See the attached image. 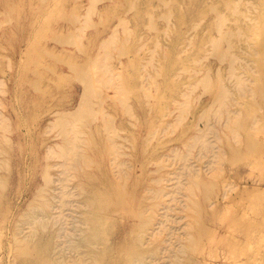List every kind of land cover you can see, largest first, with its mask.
Returning a JSON list of instances; mask_svg holds the SVG:
<instances>
[{"label":"rangeland","instance_id":"1","mask_svg":"<svg viewBox=\"0 0 264 264\" xmlns=\"http://www.w3.org/2000/svg\"><path fill=\"white\" fill-rule=\"evenodd\" d=\"M0 200V264H264V0H0Z\"/></svg>","mask_w":264,"mask_h":264},{"label":"bare ground","instance_id":"2","mask_svg":"<svg viewBox=\"0 0 264 264\" xmlns=\"http://www.w3.org/2000/svg\"><path fill=\"white\" fill-rule=\"evenodd\" d=\"M215 13V12H214ZM169 17V16H168ZM221 17V16H220ZM91 19V18H90ZM221 19H223V18H221ZM217 21H218V19H217ZM87 22V21H86ZM89 22V21H88ZM90 23V22H89ZM151 25V24H150ZM216 27V26H215ZM231 34V33H230ZM226 37V36H225ZM216 43V42H215ZM219 43V42H218ZM219 45V44H218ZM217 47V46H216ZM225 56V55H224ZM223 56V57H224ZM227 56V55H226ZM232 68V67H231ZM206 78V77H205ZM204 81V80H203ZM206 83V82H205ZM90 84V83H89ZM227 95V94H226ZM225 95V96H226ZM227 101V100H226ZM85 103V102H84ZM221 104H223V102L221 103ZM87 107V106H86ZM87 109V108H86ZM86 109H85V111H86ZM92 110V109H91ZM90 111V110H89ZM88 111V112H89ZM84 112H82L81 114H83ZM79 114V113H78ZM77 114V115H78ZM81 114H80V116H81ZM87 113H85V115H86ZM69 115V114H68ZM75 115V114H74ZM84 115V116H85ZM65 116V115H64ZM71 116V115H70ZM80 116H78V117H74L75 118V121H79V124L81 123V121H83V119H79V120H76V118H80ZM83 116V115H82ZM88 116V115H87ZM83 118V117H82ZM62 120V119H61ZM61 120H60V122H61ZM72 121H74V120H72ZM74 121V122H75ZM77 123V122H76ZM76 123H74V124H76ZM68 124V123H67ZM72 124V123H71ZM87 124V123H86ZM81 125V124H80ZM66 126V125H65ZM73 126V125H72ZM81 126H83V124L81 125ZM71 127V126H70ZM74 127V126H73ZM77 127V126H76ZM70 129H72V127L70 128ZM75 129V128H74ZM78 129H79V127H78ZM77 130V129H76ZM72 131V130H71ZM69 132V131H68ZM73 132V131H72ZM71 132V133H72ZM67 133V132H66ZM77 134V136H79V134L78 133H76ZM75 134V135H76ZM74 135V134H73ZM73 135H71V136H73ZM81 135H83V134H81ZM64 136V135H63ZM67 136V135H66ZM71 138V137H70ZM72 141H73V143L75 142L76 144H77V142L76 141H74V138L73 139H71ZM75 140H78V139H76L75 138ZM72 141H71V143H72ZM79 141V140H78ZM109 141H111V140H109ZM80 144V143H79ZM82 144V143H81ZM110 144V143H109ZM71 145V144H70ZM74 145V144H73ZM108 145V144H107ZM112 145V144H111ZM67 146H68V144H67ZM107 147V146H106ZM73 148H74V146H73ZM70 149V148H69ZM79 148H75V150H78ZM72 150V149H71ZM70 150V151H71ZM80 150V149H79ZM78 150V151H79ZM110 151H112V150H110ZM109 152V151H108ZM71 154L73 153L76 157H78V153L76 152H70ZM112 153V152H111ZM223 153V152H222ZM63 154H65V153H63ZM61 156V155H60ZM75 156H71L72 158L74 157L75 158ZM225 156V155H224ZM79 157H81V159H83L84 160V162L85 163H87L89 160H88V158L83 154V153H80V155H79ZM79 157L78 158H76L77 160H79ZM63 158H64V156H63ZM65 160H66V158H65ZM68 160V159H67ZM71 161V160H70ZM82 162V161H81ZM72 163V162H71ZM77 164H79V163H77ZM85 165V164H84ZM68 166H72V164L71 165H68ZM66 168H67V166H65ZM71 168H74L73 166L71 167ZM80 168V167H79ZM76 170V169H75ZM66 171V170H65ZM64 181V180H63ZM59 189H61V188H59ZM63 192V191H62ZM61 193V192H60ZM65 195H69V193H66V192H64V194H63V196H65ZM1 201V200H0ZM95 225H96V222L95 223H93V229H92V237L90 236V239H89V243H90V245L91 244H93V243H95V241H93V239L94 238H96L97 237V229L95 230L94 228H96L95 227ZM37 232V231H36ZM34 240V239H33ZM89 245V246H90ZM36 253H37V256H36V261H32L33 260V255L31 254V258H32V260H31V262H30V264H49L48 263V257H47V253H46V249H43V248H41V247H37L36 248ZM29 262V261H28Z\"/></svg>","mask_w":264,"mask_h":264}]
</instances>
